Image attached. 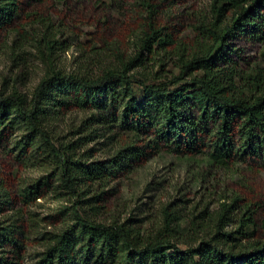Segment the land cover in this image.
<instances>
[{
  "label": "trees",
  "instance_id": "obj_1",
  "mask_svg": "<svg viewBox=\"0 0 264 264\" xmlns=\"http://www.w3.org/2000/svg\"><path fill=\"white\" fill-rule=\"evenodd\" d=\"M50 1L0 0L2 49L19 56L32 43L46 69L31 90L19 75L0 86V149L14 163L0 168V264H26L33 206L51 192L73 205L59 210L63 224L43 235L35 264H264V215L258 222L260 206L241 205L237 195L207 221L168 209L149 230L133 218H98L106 190L163 152L264 171V74L244 72L234 45L264 43V0H214L186 55L162 19L170 0H136L135 54L97 73L55 67L59 30L40 12ZM166 54L176 57L177 74L169 76ZM75 111L89 117L60 129Z\"/></svg>",
  "mask_w": 264,
  "mask_h": 264
},
{
  "label": "rangeland",
  "instance_id": "obj_2",
  "mask_svg": "<svg viewBox=\"0 0 264 264\" xmlns=\"http://www.w3.org/2000/svg\"><path fill=\"white\" fill-rule=\"evenodd\" d=\"M213 2L170 0L165 3L162 19L179 36L181 53L188 54L200 42L199 26L210 13ZM139 5L136 0H51L42 5V16L59 30L57 40L62 43L52 56L55 67L72 72L89 65V71L97 73L133 56L136 48L131 30L138 24L135 16L140 12ZM6 36L0 35V86L4 78L19 75V85L31 90L46 71L42 53L32 43H27L21 55L6 54L1 47ZM9 38L12 41L15 34L9 33ZM234 45L242 56L241 59L235 57V61L244 72L264 74V43L237 41ZM145 56L149 54L146 52ZM162 61L168 64L169 76L178 73L174 55L171 58L166 54ZM88 117L89 114L75 111L67 116L60 129L65 132L69 127L76 129ZM94 147L100 153L108 149L103 140H97ZM13 164L12 157L0 149V168ZM25 173V176L36 175L32 171ZM235 195L242 199L241 205L252 202L260 206L256 216L259 222L264 215V171L246 166L224 168L211 163L206 156L182 157L163 152L145 165L123 174L106 190L105 210L98 218L101 221L133 218L136 224H145L149 230L162 222L168 209L187 219L196 217L198 221H207L218 212L222 202L230 203ZM72 205L73 200L68 196L58 197L53 192L38 199L33 206L36 215L34 241L26 264L37 262L44 248L43 235L61 228L63 217L57 214ZM237 216L239 213L227 222V229L235 227Z\"/></svg>",
  "mask_w": 264,
  "mask_h": 264
}]
</instances>
